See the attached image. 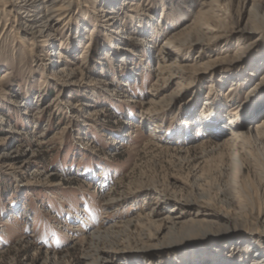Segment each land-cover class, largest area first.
I'll list each match as a JSON object with an SVG mask.
<instances>
[{"label": "rangeland", "instance_id": "374dc122", "mask_svg": "<svg viewBox=\"0 0 264 264\" xmlns=\"http://www.w3.org/2000/svg\"><path fill=\"white\" fill-rule=\"evenodd\" d=\"M210 1L57 0L69 19L41 48L0 0V264L264 260L263 185L229 130L264 116L232 108L260 61L234 47L264 14L197 37Z\"/></svg>", "mask_w": 264, "mask_h": 264}, {"label": "bare ground", "instance_id": "6f19581e", "mask_svg": "<svg viewBox=\"0 0 264 264\" xmlns=\"http://www.w3.org/2000/svg\"><path fill=\"white\" fill-rule=\"evenodd\" d=\"M10 2L12 3L10 12L12 13L13 22L15 23L19 21V25L21 27L23 26L22 31L23 32L25 31L27 33L28 37L31 38L33 44L39 45V47L41 48L50 45L49 37L51 36V33L54 31V28L57 26V24H60L59 22L62 21L67 22L69 19L68 15L65 14H61L59 17L56 16L59 7L57 6V0H10ZM132 4L133 1L127 5L129 7ZM232 9H234V22L247 23L249 19L253 17L255 14L258 13L264 14V0H212L208 3L203 4L198 10V15L196 16V19L192 24L193 27H191L194 30L193 33L195 34V36L209 37L213 35L210 34L209 29L204 30L203 32L202 26H206L208 25V23L212 24L213 22L221 24V20L218 19L219 16H225V18L228 17L232 13ZM2 11L3 8L0 10V13H2ZM106 12L115 13L109 10L108 11L106 10ZM1 18L2 17L0 15V19ZM259 26L258 27L255 26V27L259 28ZM255 27H252L251 29L255 30L256 29ZM109 35H111L112 37V34ZM171 36L172 34H170L167 38ZM91 37H93V35H91ZM179 37L181 36L178 35L177 37H175V40L178 41ZM34 40H36L37 44L36 42L34 43ZM245 41L246 38H242L238 42V44H236V46L234 47V57L244 54L246 55L247 52L248 53L250 52L252 58H253V53L258 54L260 61H258V65H257L258 67L251 70L252 72L246 75L245 78L243 79V82L247 80L248 81L250 80L251 82L250 85L248 86L247 101L244 102L246 104L241 103L240 101L234 102V104H232V108H234L233 114L234 115L237 114L239 116L241 114L240 112L241 111L244 112V110H246L245 108L247 107L248 114L253 113V115H249V116L255 117V115H258L264 110V35H261L259 37V40H257L253 44L252 43L245 44ZM57 58L62 59L63 55L58 53ZM155 68L157 70L158 75L161 76V75H165L166 69L168 70V68L170 67L169 65L165 66L162 63H158ZM65 72L66 71L61 70V73L65 74ZM253 72H259L258 76L262 81L261 83H257V84L254 83ZM236 82L238 81H235L234 85L236 84ZM230 88H232V86ZM234 89H236V87ZM251 99L253 100V102H251L252 104L248 103V101H252ZM255 103H258L256 105L257 107H259L260 103H262L260 109L259 110L257 109V111L254 109L256 108V106H254ZM206 105L207 106L213 105L212 103H210L209 98L207 99ZM251 106H253V108H251ZM245 116L249 118V116L247 115ZM243 122H244L243 125L237 128H234V125H230L231 127L229 128V130L231 131L230 133L232 140L231 142H234V147L240 145L241 147H243V149L245 148V150L246 149L251 150V152L247 154V159L252 164V166L257 169L258 171L256 175L257 179L260 182V184L263 185L262 194H261L262 202L261 204H259L258 207H256L257 211L254 219L264 224V116L259 117L257 123L252 124L246 122L245 120ZM210 128L213 129L214 127L205 126L203 130L209 131ZM228 144H230V142ZM254 200L256 201V199ZM253 213H254V206L252 205L251 202L248 213L245 214V218L251 216ZM246 225H247L246 221L236 224V227H234V233L235 234L240 233L242 231V228H245ZM261 233L262 236H264V230ZM253 264H264V260L259 256L253 261Z\"/></svg>", "mask_w": 264, "mask_h": 264}]
</instances>
